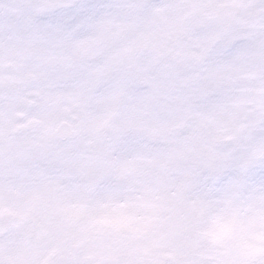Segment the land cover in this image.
<instances>
[{"label":"clouds","instance_id":"obj_1","mask_svg":"<svg viewBox=\"0 0 264 264\" xmlns=\"http://www.w3.org/2000/svg\"><path fill=\"white\" fill-rule=\"evenodd\" d=\"M0 264H264V0H0Z\"/></svg>","mask_w":264,"mask_h":264}]
</instances>
